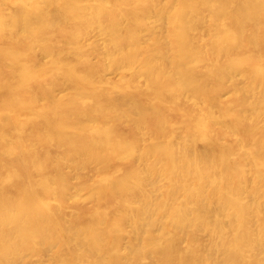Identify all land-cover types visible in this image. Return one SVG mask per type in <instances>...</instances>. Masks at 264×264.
Instances as JSON below:
<instances>
[{"label":"bare ground","instance_id":"obj_1","mask_svg":"<svg viewBox=\"0 0 264 264\" xmlns=\"http://www.w3.org/2000/svg\"><path fill=\"white\" fill-rule=\"evenodd\" d=\"M0 264H264V0H0Z\"/></svg>","mask_w":264,"mask_h":264},{"label":"rangeland","instance_id":"obj_2","mask_svg":"<svg viewBox=\"0 0 264 264\" xmlns=\"http://www.w3.org/2000/svg\"><path fill=\"white\" fill-rule=\"evenodd\" d=\"M92 55H95V54H92ZM108 130H110V131H108ZM107 131H105V133L106 132H109V134L110 135H113V133L116 131V132H119L120 130H118V129H108ZM114 131V132H113ZM103 132V134H104V130L102 131ZM112 133V134H111ZM108 133H106V135H109Z\"/></svg>","mask_w":264,"mask_h":264}]
</instances>
